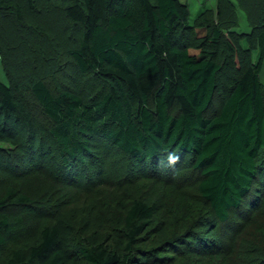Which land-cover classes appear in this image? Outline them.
<instances>
[{
    "label": "trees",
    "instance_id": "1",
    "mask_svg": "<svg viewBox=\"0 0 264 264\" xmlns=\"http://www.w3.org/2000/svg\"><path fill=\"white\" fill-rule=\"evenodd\" d=\"M33 1L27 3L34 9ZM58 1L65 22L79 28L75 46L66 51L72 67L106 90L96 102L61 89L53 94L34 69L23 71L13 85L0 82V141L17 148L14 160L21 162L25 154L30 164L41 156L47 139L62 165L71 168L72 162L84 164L93 158L91 141L97 138L134 163L136 173L158 181L172 176L190 156L202 178L198 194L219 223H228L231 212L242 211L246 201L254 209L258 199L252 194L264 189V94L259 79L264 9L249 33L229 30L223 37L220 18L211 28L210 46L222 48L237 68L231 78L222 77L223 66L213 52L202 51L198 57L189 53V8L179 0ZM0 15L12 18L20 30L25 25L16 0H0ZM4 42L0 33V63L8 77L10 68L18 69L5 58ZM254 51L259 54L257 64L251 61ZM221 82L226 97L218 114L209 117L215 97L221 95ZM27 94L50 127L35 122ZM44 206L41 199L14 188L0 194V249L23 228L22 220L8 217L10 208ZM155 214L154 205L142 199L119 213L120 231L113 237L122 244L121 251L108 249L111 239L91 249L82 247L58 220L46 225L28 250L13 251L7 264H73L77 259L87 264H148L159 253L148 249L143 239ZM198 246L208 253L215 247Z\"/></svg>",
    "mask_w": 264,
    "mask_h": 264
},
{
    "label": "rangeland",
    "instance_id": "2",
    "mask_svg": "<svg viewBox=\"0 0 264 264\" xmlns=\"http://www.w3.org/2000/svg\"><path fill=\"white\" fill-rule=\"evenodd\" d=\"M16 1L25 25L20 30L12 18L0 15V33L6 42L1 45L4 56L18 71L10 68L7 77L0 63V82L13 85L21 81L23 71L34 69L53 94L61 89L80 96L84 102L98 101L106 88L93 77L79 75L66 54L69 47L75 46L79 28L65 22L61 2L34 0L33 9L27 0ZM179 1L189 8L193 32L189 53L198 57L202 51L213 52L215 61L223 66L222 77L232 78L237 68L222 48L210 46L211 28L220 18L223 37L229 30L249 33L264 9V0ZM251 61L259 62L257 51L252 53ZM259 79L264 94V59ZM220 93L207 116L219 112L227 94L223 82ZM26 101L35 122L48 127L36 100L27 94ZM43 141L41 156L37 154L30 164L25 154L21 162H16L13 155L18 153L17 148L0 141V194L14 188L46 205L12 207L7 211L10 219L22 220L23 228L15 238L10 237L6 248L0 249V264H7L13 251L28 250L38 241L40 231L58 220L69 227L71 236L82 247L91 249L111 239L108 249L121 251L122 244L113 232L120 231L119 213L136 199L154 205L156 210L143 239L148 241V249H157L160 261L151 259L148 264H264V189L253 192L258 199L254 209L250 210L246 201L242 211L231 212L228 223L221 224L198 194L202 178L193 169L190 156L172 176L155 181L136 173L134 163L101 139L91 141L93 158L85 159L84 164L72 162L71 168L62 165L50 141ZM200 242L214 245L216 250L213 247L209 253L198 251ZM177 243L183 244L175 246ZM73 264L87 263L77 259Z\"/></svg>",
    "mask_w": 264,
    "mask_h": 264
}]
</instances>
